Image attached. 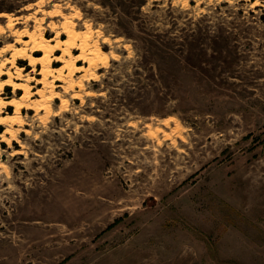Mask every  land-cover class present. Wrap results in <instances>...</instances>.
Instances as JSON below:
<instances>
[{
    "label": "rangeland",
    "instance_id": "1",
    "mask_svg": "<svg viewBox=\"0 0 264 264\" xmlns=\"http://www.w3.org/2000/svg\"><path fill=\"white\" fill-rule=\"evenodd\" d=\"M104 2L0 0V84L15 50L42 56L31 34L73 30L49 61L77 67L44 86L15 60L25 104L44 98L0 124V264H264V0H146L161 42ZM82 44L105 54L89 66ZM149 64L177 74L174 99L143 98ZM22 96L0 88V119Z\"/></svg>",
    "mask_w": 264,
    "mask_h": 264
},
{
    "label": "bare ground",
    "instance_id": "2",
    "mask_svg": "<svg viewBox=\"0 0 264 264\" xmlns=\"http://www.w3.org/2000/svg\"><path fill=\"white\" fill-rule=\"evenodd\" d=\"M65 35L66 39L61 40L60 38H57L56 45L53 47L50 46V41L46 40L42 34H31L29 37V40L26 41V43H31L35 51L42 52L41 57H36L31 54H26L25 51H21L20 49H17L14 51L12 60L9 61L10 64V69H14V72L11 73L10 71H7V76L8 80H4L2 84H0V88L3 87V85L6 86H11L16 89V90H22L23 91V96L18 99V101L11 100L8 101L9 106L14 107V113L12 115H7L6 117H3L0 119V124H5L6 126L9 125L13 126L14 124H21L22 123V118H21V113L20 110L23 106H26L27 109L31 110H38L41 108V100L44 98V91L38 89L35 94L40 97L41 100L36 101L35 103H30V104H25L26 99L29 98L30 96V90L27 85H22V84H17L12 82V77L13 74L16 75L17 78L23 77V69L15 65V60L16 58H22L23 60H27L29 66H35L39 65L40 66V71L39 75L41 76V79L39 83H42L44 86L48 84V78L51 77L53 74H56L58 79L63 80L62 78V71L63 69H69L72 67L77 68L75 66V63H71L70 65L68 63H65L62 69H54L51 66V62L49 61V55L52 54L54 50H58L62 53L60 56L59 60L64 62V57L66 55H71V46L73 45L74 42V32L73 30H65ZM86 46V45H85ZM82 50L80 59H87L89 62V66H94L95 64L92 62L91 58L89 56L92 55L93 58H95L97 55L105 54L101 51L100 47L97 45H94V49L90 51L88 55L84 54L83 51V44L79 46ZM88 56V57H87ZM59 61V62H60ZM87 62V61H85ZM3 65H0V71ZM79 68V67H78ZM71 72V71H69ZM2 102V99L0 98V104ZM166 123V122H165ZM5 137L2 136V141H4Z\"/></svg>",
    "mask_w": 264,
    "mask_h": 264
},
{
    "label": "trees",
    "instance_id": "3",
    "mask_svg": "<svg viewBox=\"0 0 264 264\" xmlns=\"http://www.w3.org/2000/svg\"><path fill=\"white\" fill-rule=\"evenodd\" d=\"M112 1L113 0H105V2L102 5L106 8L113 7L115 9H118L120 15L117 17V21L119 22V25L121 27H123L126 30H129L131 25H134L136 28H138V32L145 36V38H143L144 42L162 41L164 34L158 33L157 31L148 30L145 27L146 26L145 20L141 17L142 15L141 8L146 4V0H129V3L125 2V0H117L113 2V5H111ZM175 39L176 38L174 37L171 40L175 41ZM166 50H169V48ZM178 52L179 50L177 51L170 50V52L166 54H168L170 58H174L175 60V57L179 58L177 54ZM144 53H145L144 55L146 56H162L161 50L159 48L153 50L150 48L145 49ZM20 63H23V61ZM172 63L175 64L173 60ZM145 71L147 76L145 77V84L144 86H142V88H140L141 92H143L144 94L143 96L144 99L148 98L149 90L150 92L155 93L154 96L155 100H162L165 98L174 99V95H176L178 91V86L176 85L177 82L176 73L169 72V70H162V68H158L157 66L151 68L150 64L146 66ZM136 74L140 76V73L137 71ZM148 115L152 116L157 114H154V112H149Z\"/></svg>",
    "mask_w": 264,
    "mask_h": 264
}]
</instances>
